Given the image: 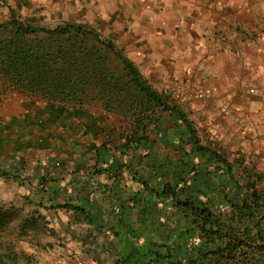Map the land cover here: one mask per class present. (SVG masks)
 Segmentation results:
<instances>
[{
	"label": "crops",
	"instance_id": "obj_1",
	"mask_svg": "<svg viewBox=\"0 0 264 264\" xmlns=\"http://www.w3.org/2000/svg\"><path fill=\"white\" fill-rule=\"evenodd\" d=\"M10 10L54 27L86 23L111 39L154 89L171 94L202 145L229 160L244 157L264 193V0H0V22ZM75 112L1 92L0 172L9 177L0 184L52 230L51 262L116 264L122 238L143 224L139 201L131 206L134 194L145 195L142 163L119 159L126 168L114 174L118 160L110 158L109 173H97L108 165L86 144L106 139L107 115ZM169 119L162 117L167 134ZM65 204L84 209L90 221H73L59 207Z\"/></svg>",
	"mask_w": 264,
	"mask_h": 264
},
{
	"label": "trees",
	"instance_id": "obj_2",
	"mask_svg": "<svg viewBox=\"0 0 264 264\" xmlns=\"http://www.w3.org/2000/svg\"><path fill=\"white\" fill-rule=\"evenodd\" d=\"M0 87L2 93L42 100L56 112H84L92 104L119 120L118 131L101 128L107 137L99 146L86 144L97 162L118 160L114 174L126 168L119 159L142 163L138 182L145 195L134 194L131 206L139 201L143 224L122 238L116 264H264L260 174L244 157L229 160L202 145L171 94L154 89L94 27L75 22L49 27L10 10L0 22ZM163 116L173 122L169 134ZM87 130L92 135V126ZM112 161L97 173H109ZM23 207L0 199V264H36L32 253L17 248L19 240L28 241L33 252L53 246L42 240L52 230ZM59 207L71 210L75 222L90 221L79 206Z\"/></svg>",
	"mask_w": 264,
	"mask_h": 264
},
{
	"label": "rangeland",
	"instance_id": "obj_3",
	"mask_svg": "<svg viewBox=\"0 0 264 264\" xmlns=\"http://www.w3.org/2000/svg\"><path fill=\"white\" fill-rule=\"evenodd\" d=\"M17 14L18 15H22L21 13H20V10H17ZM7 17H8V15H7ZM22 17V16H21ZM23 19H25L24 17H22ZM39 24H41V25H45V26H49V27H54V24L52 25L51 23H47V22H45V21H40V22H38ZM85 110L86 111H89V112H97L98 110H100V108H97L95 105H89V106H87V107H85ZM106 121H108L109 122V124L112 126V127H115V128H113V129H116L117 131L119 130V127H121L120 125H119V120L118 119H116L115 117H107V120ZM106 134H107V132H106ZM8 186H5V187H2L1 186V184H0V192H1V194H0V196H1V200L2 201H5V202H7V203H12V204H15V198H13L12 200H10L9 198H8ZM3 194H5L6 195V197L5 196H3ZM23 209H24V211H25V207H23ZM52 236V235H51ZM50 235H48V236H46L45 238H43L42 240H43V242L45 243L44 245L46 246L48 243H51L50 241H49V237H51ZM16 244H17V248H20V249H23L24 251H26L27 253H32L33 255H34V258H35V262H36V264H55L54 262H51V255L49 254V252H48V250H53V249H55L53 246L52 247H42V248H40V249H38L39 251H37V250H35V251H37V252H33V249H32V247L30 246V244H29V242L27 241H24V240H19V241H17L16 242ZM29 244V245H28ZM52 244V243H51ZM43 245V246H44ZM40 252H43L42 254L40 253ZM40 253V254H39ZM52 253H53V251H52ZM55 255V254H54ZM31 264H34V263H31Z\"/></svg>",
	"mask_w": 264,
	"mask_h": 264
},
{
	"label": "built area",
	"instance_id": "obj_4",
	"mask_svg": "<svg viewBox=\"0 0 264 264\" xmlns=\"http://www.w3.org/2000/svg\"><path fill=\"white\" fill-rule=\"evenodd\" d=\"M0 93H1V87H0ZM199 96L201 97L202 95L200 94Z\"/></svg>",
	"mask_w": 264,
	"mask_h": 264
}]
</instances>
